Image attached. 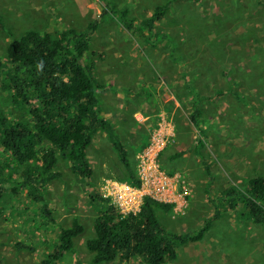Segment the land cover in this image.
<instances>
[{"label":"rangeland","instance_id":"1","mask_svg":"<svg viewBox=\"0 0 264 264\" xmlns=\"http://www.w3.org/2000/svg\"><path fill=\"white\" fill-rule=\"evenodd\" d=\"M126 9L131 18H147L169 0H108ZM264 0H176L155 23L160 36L123 28L110 15L101 17L98 0H0V25L14 37L27 31L51 34L67 28L83 30L96 22L88 38L87 57L95 80L100 116L108 121L127 150L135 172L137 156L152 139L162 138L158 169L184 183V207L156 220L166 231L192 234L209 221L198 242L177 247L176 259L166 264H264V226L240 215L241 209L214 213L205 190L219 195L231 185L240 189L254 176L264 177ZM166 37V39H163ZM8 36L0 28V61L6 64ZM199 97L201 128L206 141L188 121L190 94ZM4 102L7 103L4 97ZM0 101L2 98L0 96ZM9 117L22 112L7 107ZM20 117V118H19ZM146 145H144V143ZM144 145V146H143ZM92 190L100 195L106 181H121L123 169L106 135L92 137L86 148ZM202 162L209 166L211 181ZM58 177L43 193L52 221L17 189L16 178L0 201V263L39 264L51 250L59 228L76 217L84 232L59 264H92L85 241L92 235L98 207L87 198L85 183L57 154ZM218 216V217H217ZM100 264H142L120 258Z\"/></svg>","mask_w":264,"mask_h":264},{"label":"trees","instance_id":"2","mask_svg":"<svg viewBox=\"0 0 264 264\" xmlns=\"http://www.w3.org/2000/svg\"><path fill=\"white\" fill-rule=\"evenodd\" d=\"M98 1L101 17L110 15L123 28L143 30L148 33L146 39L153 41L160 36L154 31L155 23L165 17L176 0L156 6L141 20L129 17L126 9L116 8L108 0ZM261 5L264 22V3ZM0 28L8 36L6 64L0 61V201L6 185L15 177L17 189L24 190L25 197L38 206L41 216L52 221L43 193L46 184L58 177L54 167L57 154H61L70 171L84 181L88 200L98 207L92 235L85 241L92 264L117 258L125 261L137 258L142 264H166L176 259L178 246L200 241L210 228L208 220L192 234L169 232L160 227L155 212L166 213L171 205L145 197L137 213L123 216L92 190L86 148L98 132L106 135L116 154L123 169L121 181L133 188L140 185L126 148L112 125L100 116L98 94L104 87L95 80L93 64L87 60L89 54L98 55L87 46L96 22L83 30L67 28L53 34L31 30L17 37L2 25ZM190 99L188 121L197 131L201 145L207 138L201 128L200 97L191 91ZM7 107L21 111L22 118L9 117ZM202 167L211 181L209 166L202 162ZM209 187L208 184L205 196L215 214L220 208H240L243 219L264 226L263 176L248 179L242 189L231 185L217 196L210 194ZM83 232V225L73 217L69 226L58 229L50 252L39 264H59L71 251L73 240Z\"/></svg>","mask_w":264,"mask_h":264},{"label":"built area","instance_id":"3","mask_svg":"<svg viewBox=\"0 0 264 264\" xmlns=\"http://www.w3.org/2000/svg\"><path fill=\"white\" fill-rule=\"evenodd\" d=\"M162 138L152 139L149 145L137 156L135 175L140 185L133 188L126 183L106 181L100 188L102 199L115 207L121 215L139 211L142 199L147 197L157 203L171 205L181 210L184 207V183L165 176L158 169L156 157L161 150Z\"/></svg>","mask_w":264,"mask_h":264}]
</instances>
